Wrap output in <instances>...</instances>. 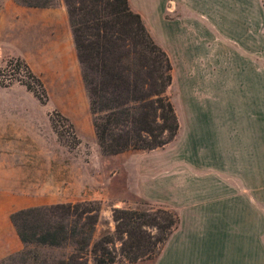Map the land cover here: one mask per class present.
Listing matches in <instances>:
<instances>
[{"label":"crops","instance_id":"0c3cea01","mask_svg":"<svg viewBox=\"0 0 264 264\" xmlns=\"http://www.w3.org/2000/svg\"><path fill=\"white\" fill-rule=\"evenodd\" d=\"M127 3L170 65L183 62L186 172L175 176L174 157L152 156L150 179L138 183L174 194L168 208L178 225L153 264L165 256L167 264H264V73H255V62H264V0ZM0 14L1 54L22 60L41 83H78L63 6L1 0ZM4 99L17 105L4 106ZM30 99L37 106H27ZM41 108L21 88L0 92V148L54 140ZM3 162L15 168L14 160Z\"/></svg>","mask_w":264,"mask_h":264},{"label":"trees","instance_id":"16d2710c","mask_svg":"<svg viewBox=\"0 0 264 264\" xmlns=\"http://www.w3.org/2000/svg\"><path fill=\"white\" fill-rule=\"evenodd\" d=\"M18 1L32 8L51 6L48 0L37 4ZM62 2L100 152L116 155L151 151L169 144L178 131L176 114L166 95L171 83V65L165 52L152 41L140 17L130 10L127 0ZM16 60L29 79L23 87L44 105L46 95L41 82L20 59ZM49 123L58 137L63 134L58 128L70 127L56 112L49 116ZM97 212L92 203L86 202L22 209L8 218L24 246L74 245L75 251L90 254L92 264H130L156 255L158 247L178 225L177 215L166 209L151 212L113 209V234L106 233L91 241ZM115 242L124 262L117 257ZM37 258L22 251L0 264H36ZM70 261L68 264H76L74 259Z\"/></svg>","mask_w":264,"mask_h":264},{"label":"rangeland","instance_id":"374dc122","mask_svg":"<svg viewBox=\"0 0 264 264\" xmlns=\"http://www.w3.org/2000/svg\"><path fill=\"white\" fill-rule=\"evenodd\" d=\"M10 1L25 8H32L20 4L18 0ZM48 1L51 3L48 8L59 6L65 8L62 0ZM28 2L37 4L42 1L28 0ZM1 20L2 15L0 14ZM163 39L165 42V38ZM8 60H16V58L3 53L0 55V69L5 70L6 76L12 75L14 72L8 70V62H6ZM171 63L174 67L171 66L172 78L166 89V95L176 114L178 131L175 138L166 147H163V151H161L162 149L138 150L116 155H103L96 145L93 134L87 109V96L80 80V68L77 84L70 81L41 83L46 95V102L44 105L38 102V106H41L42 110H48V120L49 116L56 112L66 119L70 127L58 128L63 133L61 137H58L50 126V132L54 134L55 139L46 138L40 146L0 148V163L3 165L0 168V263L14 258L17 253L28 251L29 256L36 255L38 257L36 264L42 261L46 264L59 262L68 264L71 262L70 259H74L76 264H92L90 254L75 251L74 245L66 244L57 248H47L21 244L8 218L11 213L18 210L90 202L92 208L98 209L97 220L91 232V241H95L106 233L113 234V209L138 212L166 209L174 212L168 208L172 205L174 194L166 191H154L146 184H138L143 180L150 179L151 171L147 166L152 164V156L174 157L175 176L186 172L182 157L183 142L188 141L187 136L185 138L184 135L186 126L184 121V118L186 119L184 116L185 96L180 71L183 62ZM22 68L24 67L22 66ZM255 73H264V62H255ZM19 76L13 78L21 83L12 79L9 84H0V92L17 91L20 88L25 90L22 84L28 82L29 79L24 70L20 72ZM37 91L41 92L40 89ZM2 102H5L4 106L17 105L12 100L4 99ZM25 104L35 106L36 103L34 104L30 99V102L25 101ZM7 160L15 161L14 169L9 167L8 163L3 162ZM166 171V167L159 168V176H165ZM164 243L158 247L156 255L153 254L130 264H153ZM113 246L118 259L122 260L117 252L119 244L115 242ZM14 249L16 250L7 253L8 250ZM122 262L124 261L122 260ZM161 264H167V256Z\"/></svg>","mask_w":264,"mask_h":264},{"label":"built area","instance_id":"2783aa9c","mask_svg":"<svg viewBox=\"0 0 264 264\" xmlns=\"http://www.w3.org/2000/svg\"><path fill=\"white\" fill-rule=\"evenodd\" d=\"M0 55H1V53H0ZM6 62H8L7 63V68H8V70L9 71H14L13 73H12V75H9L8 74V76H6V74L4 73L5 72V70H1L0 69V84H9L10 82H11V80L12 79H14V80H16L17 82H20L19 80H17L16 78H13V77H20L19 75H20V72L22 71V70H24L23 68H22V65L21 64H18V61L17 60H8V61H6ZM22 68V69H21ZM7 71V70H6ZM25 72V71H24ZM15 74V75H14ZM14 75V76H13ZM10 77V78H9ZM12 77V78H11ZM21 83V82H20Z\"/></svg>","mask_w":264,"mask_h":264}]
</instances>
